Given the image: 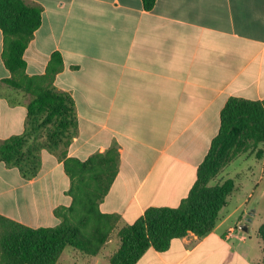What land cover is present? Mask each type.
I'll return each mask as SVG.
<instances>
[{
    "label": "crops",
    "instance_id": "crops-1",
    "mask_svg": "<svg viewBox=\"0 0 264 264\" xmlns=\"http://www.w3.org/2000/svg\"><path fill=\"white\" fill-rule=\"evenodd\" d=\"M26 1L42 8L24 52L26 74H47L60 54L53 86L71 97L78 121L67 148L40 150L34 176L0 159V214L30 227L58 226L56 210L71 206L68 158L97 157L94 170L117 158L98 207L122 225L150 207H177L229 100L264 99V0H155L151 9L142 0ZM3 51L0 28V148L25 134L29 121L27 93L5 82L12 73ZM238 211L221 212L202 236L189 232L166 250L148 248L134 264H258L251 234L236 229ZM56 264L111 263L68 246Z\"/></svg>",
    "mask_w": 264,
    "mask_h": 264
},
{
    "label": "trees",
    "instance_id": "trees-1",
    "mask_svg": "<svg viewBox=\"0 0 264 264\" xmlns=\"http://www.w3.org/2000/svg\"><path fill=\"white\" fill-rule=\"evenodd\" d=\"M151 9L155 0H142ZM42 8L26 0H0V28L4 34L3 58L12 76L5 82L13 89H23L31 95L28 108L26 133L4 142L0 159L18 165L25 176L36 175L39 168V152L43 148L56 150L67 148L78 121L71 97L55 89L53 81L62 57H52L53 67L42 76L26 74L24 52L41 25ZM26 80L28 85L20 84ZM251 142H264V99L248 100L232 98L222 111L221 128L213 140L209 153L200 166L197 181L188 196L177 207H150L130 226L126 244L111 260V264H134L150 247L166 250L173 239L189 232L202 236L213 230L221 206L232 191L233 183L205 187L200 195V179L212 166L218 155H228L244 149ZM62 156L66 151L61 152ZM117 158L110 159V167L94 170L97 157L84 163L75 158L65 160V170L72 179L69 194L73 201L69 207L56 210L61 223L54 227L33 228L0 214V264H56L63 250L74 247L87 255H95L101 245L96 236L88 235L90 220L112 223L115 215L99 210V201L106 195L116 173ZM89 166V171L87 167ZM88 172L91 175L86 177ZM88 180V181H86ZM93 235V236H92ZM264 240V227L260 230Z\"/></svg>",
    "mask_w": 264,
    "mask_h": 264
},
{
    "label": "rangeland",
    "instance_id": "rangeland-1",
    "mask_svg": "<svg viewBox=\"0 0 264 264\" xmlns=\"http://www.w3.org/2000/svg\"><path fill=\"white\" fill-rule=\"evenodd\" d=\"M20 84L28 85L26 80ZM15 90L25 92L23 89ZM26 96L30 101L31 95L27 93ZM231 150L228 155H218L212 166L206 170L205 177L200 179V195L204 193L205 187L223 185L227 181L233 183L232 191L226 196L225 203L218 212L216 224L220 220L221 212L240 207L236 214L241 219L235 224L236 229L243 231L240 225H249L250 231L246 233L251 234L252 252L255 255L260 254L258 264H264V240L260 235V230L264 227V142H251L244 149L235 150L233 147ZM90 224V229H84V232L88 235L93 232L99 244L104 242L98 253H102L109 261L130 243L126 240L130 226L122 225L117 217H114L112 223H108L92 216ZM258 237L263 240L261 251ZM106 242H109L108 247Z\"/></svg>",
    "mask_w": 264,
    "mask_h": 264
},
{
    "label": "water",
    "instance_id": "water-1",
    "mask_svg": "<svg viewBox=\"0 0 264 264\" xmlns=\"http://www.w3.org/2000/svg\"><path fill=\"white\" fill-rule=\"evenodd\" d=\"M240 227L242 228L243 231L245 232H249L250 231V227L248 224H241Z\"/></svg>",
    "mask_w": 264,
    "mask_h": 264
}]
</instances>
